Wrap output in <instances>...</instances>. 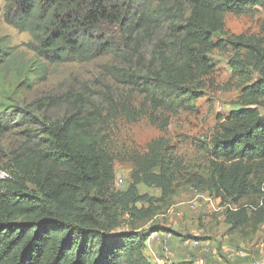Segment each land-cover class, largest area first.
Here are the masks:
<instances>
[{"label":"trees","instance_id":"obj_1","mask_svg":"<svg viewBox=\"0 0 264 264\" xmlns=\"http://www.w3.org/2000/svg\"><path fill=\"white\" fill-rule=\"evenodd\" d=\"M163 1L171 0H5L3 19L29 33L26 46L48 64L121 54V47L129 49L138 41L136 32L168 21L169 35L154 44L146 73L108 67L116 82L138 87L151 123L163 131L171 116L196 111L197 100L213 81L215 65L209 54L214 49L229 47L236 57L246 51L264 59L258 41L224 31L227 13L240 15L258 0H185L186 17L183 0H173L170 9L162 7ZM11 58V47L0 40L3 130L10 125V112L22 113L12 109L13 91L2 84L1 73H6L1 69ZM229 62L234 72L248 64L240 58ZM25 70V75L32 71ZM25 75L15 80L30 84ZM244 80L240 108L217 117L206 147L211 170L199 179L221 205L228 199L236 205L226 212L230 228L248 223L256 227L264 221V201H249L258 207L252 213L241 201L261 194L253 167L264 160V112L259 109H264V71ZM42 136L43 145L14 159L6 169L10 177L0 179V264H150L143 254L150 232L112 233L120 225L118 196L112 192L114 159L91 121L78 114L66 116Z\"/></svg>","mask_w":264,"mask_h":264},{"label":"rangeland","instance_id":"obj_2","mask_svg":"<svg viewBox=\"0 0 264 264\" xmlns=\"http://www.w3.org/2000/svg\"><path fill=\"white\" fill-rule=\"evenodd\" d=\"M183 2L186 17L189 6ZM4 5L5 0H0V40L11 47L12 58L1 69L6 73H1L5 75L2 84L13 91L12 109L22 113L10 112L9 127L6 130L0 127V179L10 177L6 169L14 159L43 145L42 132L51 123L78 114L100 132L114 159L112 192L118 196L120 225L112 233L132 229L151 233L162 228L180 234L177 231L189 230L197 234H190L191 239L208 242L211 249L196 253L197 248H190L191 242L182 236L181 259L188 254L191 259L198 256L207 264H252L254 261L264 264V221L256 227L248 223L230 228L226 212L236 205L230 199L221 205V199L199 183L211 170L206 147L215 132L217 117L240 108V85L245 77L255 79L264 71V59L246 51L236 57L229 47L223 51L214 49L209 54L215 65L213 81L197 100L196 111H181L171 116L162 131L151 123L149 105L138 87L116 82L108 67L146 73L154 44L169 35L168 21L160 20L147 26L148 31L136 32L138 41L129 49L121 47V54L109 52L88 62L48 64L26 46L31 40L29 33L19 32L4 22ZM161 5L170 9L173 0L163 1ZM224 31L228 35L252 37L264 47V1L247 4L240 15L227 13ZM220 36L224 37L217 34L216 38ZM132 51V56L126 55ZM232 58L246 60L248 64L240 67L241 72H234L229 62ZM25 69L32 71L25 75ZM24 75L32 79L30 84L15 80ZM259 109L264 112L263 108ZM253 170V180L260 185L261 194L241 200L250 213L258 207L249 205V201H264V160L255 162ZM119 179L122 183L117 185ZM136 210L146 211L147 215L140 212L132 217ZM175 220L178 223L173 227ZM166 250L167 245L163 253ZM143 254L147 258L145 251ZM167 255L163 257L164 262L177 257L172 250Z\"/></svg>","mask_w":264,"mask_h":264},{"label":"crops","instance_id":"obj_3","mask_svg":"<svg viewBox=\"0 0 264 264\" xmlns=\"http://www.w3.org/2000/svg\"><path fill=\"white\" fill-rule=\"evenodd\" d=\"M178 223L177 220L172 222L173 227H175L174 225ZM186 227H188V225H186ZM171 229L174 230V228L171 227ZM178 229V228H177ZM180 234L177 233H173L171 231L168 230H163L161 228V230L159 229L158 231H154L151 232L146 239V244H145V248L143 251L146 252L147 255V260L150 262V264H188V262H192L193 264H207L205 263V261H203L202 259L198 258V256H195L193 259L190 258V255L186 254L184 259H181V255H179V253L181 254V246H182V238H186V242H191L189 243L190 248L191 247H195L196 249V253H200L202 254V252H207V249H211L210 245L208 242L205 241H199L197 239H191L190 234L191 235H197V234H193V232H190L188 230L187 233H181L180 231H177ZM142 234H144V232H142ZM170 234L169 237H167V235ZM173 235V237H172ZM184 236V237H182ZM185 243V242H184ZM188 243H186L187 245ZM167 245L168 250H166L163 253V247ZM170 245V246H169ZM170 248V249H169ZM175 252V259L169 260L168 262H164V255L168 256L167 254H169V252ZM184 257V256H183ZM191 260V261H190ZM209 264H213V263H209Z\"/></svg>","mask_w":264,"mask_h":264},{"label":"built area","instance_id":"obj_4","mask_svg":"<svg viewBox=\"0 0 264 264\" xmlns=\"http://www.w3.org/2000/svg\"><path fill=\"white\" fill-rule=\"evenodd\" d=\"M121 183H122V180L119 179L117 185H120ZM169 236H170V234L167 235V237H169ZM207 250H209V249H207ZM252 264H263V263L261 261H254Z\"/></svg>","mask_w":264,"mask_h":264}]
</instances>
